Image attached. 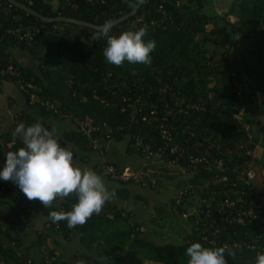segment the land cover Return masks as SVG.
Returning a JSON list of instances; mask_svg holds the SVG:
<instances>
[{
  "label": "trees",
  "instance_id": "obj_1",
  "mask_svg": "<svg viewBox=\"0 0 264 264\" xmlns=\"http://www.w3.org/2000/svg\"><path fill=\"white\" fill-rule=\"evenodd\" d=\"M15 1L44 17L62 16L96 26L129 13L131 4L139 5L132 18L112 27V33L128 31L130 22L142 17L136 30L145 28L144 39L154 40L156 45L150 54L151 64L124 62L115 66L103 57L106 38L93 39L96 30L44 23L0 0V69L13 66L24 82L33 85L40 100L49 102L58 112L32 106L37 116L20 112L17 124L42 123L53 129L45 125L46 120L67 122L57 140L72 150L76 165L92 163L90 169L98 175L121 187L137 188L136 200L155 211L154 224L166 213L187 219L190 228L186 237H175L177 243H167L162 238L164 225L157 226L159 232L153 231L160 240L152 241L146 230H141V222L128 213L124 216L116 203H105L99 214L70 229L65 221L52 223L48 215L71 210L76 203L74 193L57 197L44 207L39 200H28L16 185L0 181V264H47L48 260V264H99L102 260L107 264H187L185 250L194 242L224 247L226 264H254L256 253L264 251V221L246 218L245 224L224 223L212 243L209 238L203 240L201 234L205 215L199 211H205L204 207L195 212L192 206L196 198L209 199L211 194L216 199L226 194L239 196L244 187L207 182L212 174L189 168L187 155L196 149L195 144L202 143L210 146L212 155L222 159L225 166L255 163L257 176L264 180V156L262 151L257 153L264 150V0H105L92 4L86 0ZM212 6L221 13L209 10L205 14L204 10ZM20 24L40 30L35 42L18 44L7 34ZM10 46L26 51L35 64H19L8 52ZM3 81L15 85V80L7 76H0V83ZM235 83L242 87L241 98L235 92ZM23 97L28 105L29 97ZM77 122L96 131L87 136ZM161 127L170 134V141L163 139ZM136 138L141 145H135ZM12 141L13 151L23 146L20 140ZM108 142L120 146L119 157L130 160L136 170L142 166L143 148L148 146L153 152L158 147L166 149L160 167L147 165L157 178L155 184L143 187L132 180L112 179L108 168L118 175L124 168L118 165L115 152L113 160L100 163L107 157ZM173 148L176 151L170 154ZM173 160H177V167L170 165ZM171 181L173 190H167L170 203L153 205L152 194ZM190 183L199 188L175 206L178 191ZM259 184L264 194L262 181ZM115 196L130 199L127 190H118ZM222 212L228 216L227 209ZM39 224L42 229L37 228ZM31 230L34 239L25 245ZM74 240L86 251L66 259L61 256L63 244ZM229 251L236 255L229 257Z\"/></svg>",
  "mask_w": 264,
  "mask_h": 264
},
{
  "label": "clouds",
  "instance_id": "obj_2",
  "mask_svg": "<svg viewBox=\"0 0 264 264\" xmlns=\"http://www.w3.org/2000/svg\"><path fill=\"white\" fill-rule=\"evenodd\" d=\"M112 22L99 25L93 39L106 38L103 57L112 65L124 62L151 64L154 40H145L146 29L123 31L112 35ZM14 135L22 138V147L4 153L5 161L0 167V180L11 181L28 200H39L48 207L55 198L75 194L76 203L69 211H51L52 223L65 221L68 228L83 225L93 215L99 214L103 205L115 196L104 180L94 170L82 169L74 163L70 148L62 146L54 129L42 123L26 126L20 123ZM224 247H205L199 242L191 243L185 250L187 264H226ZM235 251H229L234 257ZM254 264H264V251L256 253Z\"/></svg>",
  "mask_w": 264,
  "mask_h": 264
},
{
  "label": "built area",
  "instance_id": "obj_3",
  "mask_svg": "<svg viewBox=\"0 0 264 264\" xmlns=\"http://www.w3.org/2000/svg\"><path fill=\"white\" fill-rule=\"evenodd\" d=\"M87 3H104L105 0H86ZM142 17L131 21L127 30H136L139 23L142 22ZM7 34L12 37L16 43L30 45L37 39L40 34V30L35 26L30 24L23 25L20 24L16 28L9 29ZM112 35H117V32L111 33ZM105 38V37H103ZM0 76H7L11 80H15V85L20 92L29 97L30 106H41L46 110H52L55 114H58L57 110L47 101H41L40 98L34 92V87L31 83L24 82L20 77V72L13 66H8L5 69H0ZM235 92L238 97L241 98L242 87L235 83ZM187 106L186 108H189ZM243 111V109L241 110ZM181 112V110H179ZM151 115L155 114L154 111L150 112ZM237 119H240V114L236 115ZM153 118V117H152ZM155 118V117H154ZM145 120V117H142ZM80 130L90 136L92 131H96L94 128H84L83 124L77 122ZM163 139L170 141V134L168 131L161 127V132ZM97 143L94 142V146ZM136 146L141 145L139 138H136ZM197 147L192 154L187 155V161L190 162L191 166L189 168L194 171L201 170L210 177H207V182L212 184H229L234 187L236 184L242 185L243 190L239 191V196H230L226 194L225 197L216 199L214 194H211V198H196L195 202L192 203L195 212L200 207H204L205 211H199L205 215V224L202 228L201 234H203V240L210 239L213 243L217 239V235L223 229L224 223H236L245 224L244 219L262 220L264 221V194L255 185L256 178V164L248 163L246 166H225L222 159L215 157L210 152V146H204L202 143L195 144ZM200 147V148H199ZM206 147V148H204ZM201 148H204L201 149ZM142 166L138 170H132L130 168H124L120 175L116 174L114 170L110 167L107 169V174L114 180L127 182L132 180L134 183L141 184L143 187L147 185H154L157 178L153 175L150 168L147 169V165L153 162L161 163L160 158L166 154V149L158 147L156 151H152L148 146L142 149ZM176 148L170 150V154H173ZM249 152V151H247ZM178 160V159H177ZM177 160L170 162V165L177 167ZM149 166V165H148ZM146 168V169H145ZM216 170L217 172H214ZM202 173V172H201ZM221 176H218V174ZM205 186V185H204ZM199 188L196 184L190 183L184 186L182 190L178 191V197L175 206L182 202L183 197L194 192L195 188ZM215 205H213V203ZM248 203V205H247ZM247 205V208H244ZM224 209L228 210V216L224 217ZM213 210V212L211 211ZM230 210V212H229ZM234 212V213H233ZM174 213V212H173ZM185 214L183 215V217ZM50 262V260H48ZM48 262H46L48 264Z\"/></svg>",
  "mask_w": 264,
  "mask_h": 264
},
{
  "label": "crops",
  "instance_id": "obj_4",
  "mask_svg": "<svg viewBox=\"0 0 264 264\" xmlns=\"http://www.w3.org/2000/svg\"><path fill=\"white\" fill-rule=\"evenodd\" d=\"M8 52L11 53L12 58L17 61L19 64L24 65L26 67H32L33 64H35V61L32 60L31 56H29L26 51H23L19 48L16 47H8ZM19 57L24 58V62L20 59ZM20 112H25L30 114L33 117L37 116V110L30 106L29 104L27 105L25 98L23 97V94L17 89V87L10 81H3L0 83V146H1V151H0V167H3L4 161H5V156H4V152L7 151H13L14 149V145H13V141L12 140H20L22 142V138L20 136L14 135V130L16 128V126L18 125L16 123V115ZM39 122H42L41 119H38ZM45 125L46 126H50L54 129V134L56 136V138L58 139L60 137V133L62 132V130L64 128H66L68 126L67 122L63 123V121H57V120H46L45 121ZM6 135V137L4 136ZM11 141V142H10ZM110 143V142H108ZM107 143V144H108ZM121 147L118 146L115 149H120ZM106 151H107V159L109 158V156L111 157L110 154L115 155L111 150V146H107L106 145ZM263 154L264 156V150H262L261 155ZM94 158V156H93ZM96 159L93 161V164L96 162ZM119 160L117 163L118 165L122 166L123 168H131V166L133 167V165H131L130 160H124V156H120ZM136 160V159H135ZM105 160H101L100 163L104 164ZM91 167L92 163L89 164ZM82 166V165H81ZM134 170H136V167H133ZM87 169V168H85ZM90 169V168H88ZM133 170V169H132ZM258 170V169H257ZM257 170H256V178H255V185L259 188V186H261L259 184L260 181H262L263 185H264V180L260 177L257 176ZM263 175L262 177L264 178V172H262ZM102 179L104 180L106 186L108 187V189L110 191H114L115 193H117L118 190H121V192H123L124 190L129 191V197L130 199L128 201H125L123 198V200L116 198V196H114L112 199H110L109 201H107L106 203H116L117 207L120 210H123L124 213L123 215L126 216V214L128 213L130 215V217H133L134 220H140L139 217L137 216L138 214V209L143 208L144 214H146L145 209L147 210L148 207H146V205H144L142 202L137 201L136 200V194L139 192V190L137 188H132L131 186H125L121 187L120 185L107 180L104 176H101ZM2 181V180H1ZM4 182L6 185L8 186H13L14 184L11 181H2ZM122 185V184H121ZM173 186L174 183L171 181L169 184L167 185H163V187L160 189V191L158 192H154L151 196L152 200L155 201L154 203H159L161 204H169L170 202V197L171 195L168 194L167 190L172 191L173 190ZM262 187V186H261ZM138 202V203H137ZM152 205V206H153ZM169 206V205H168ZM147 211H150L151 214L149 215H153L151 217V220L154 218L155 216V211H153L152 209L148 208ZM148 215V214H146ZM141 230L142 231H149L148 233L153 234L152 236H150V238L152 237L153 241H159L160 238H158L155 234L153 230H149L145 229L144 227H142L141 225ZM169 233V231L167 232ZM164 234V235H163ZM162 234V238L168 243L170 242L166 236L165 233Z\"/></svg>",
  "mask_w": 264,
  "mask_h": 264
},
{
  "label": "rangeland",
  "instance_id": "obj_5",
  "mask_svg": "<svg viewBox=\"0 0 264 264\" xmlns=\"http://www.w3.org/2000/svg\"><path fill=\"white\" fill-rule=\"evenodd\" d=\"M226 3V2H225ZM222 8H224L226 5H221ZM209 10L211 11V13H214L213 10H215L218 14L221 13V10H218L217 8L215 7H210V8H206L204 10L205 14H208ZM231 21H234L235 19L234 18H230ZM243 45H244V42H242ZM241 43V44H242ZM235 44H238V43H235ZM22 60L24 62V58L22 57H19V60ZM255 129V128H254ZM4 136V135H3ZM6 137V135L4 136ZM107 146H111V150L115 152V156L116 157H119V151L120 149H115L118 147V145H115L113 142H110L108 144H106ZM262 150L261 149H258L257 150V153L261 152ZM5 153V152H4ZM111 157L109 156V158L107 159H104L105 161H108V160H113L115 157L113 154H110ZM5 156V155H4ZM260 157V155H259ZM258 164V162H257ZM82 165V166H81ZM152 167H160L162 164L161 163H158V162H153L150 164ZM263 165H264V162H263ZM77 166L82 168V169H85V168H90L89 164L87 163H84V164H81V163H77ZM150 168V167H149ZM151 172L153 173L152 169H150ZM264 172V170L262 171ZM1 181V180H0ZM6 182V181H5ZM138 203V202H137ZM150 208V207H149ZM151 209V208H150ZM165 209H168V206H165ZM148 210V208H147ZM145 209V212L146 214H144V211H143V208H140L138 209V214L137 216L139 217V222H141L142 224V227H144V230L145 229H148L149 230H153L155 229L157 232H159V228H161L163 225H164V229H162V232L165 233V236L166 238L170 241V242H174L176 241V238L177 240H180L181 237L185 236L186 237V233H187V230L190 228V223L188 222L187 219H182V218H179L177 216H172V215H168L165 213V215L163 216L164 219H161L159 220L156 224H154V222L151 220V217L153 215H149L151 214L150 211H147ZM159 228H158V227ZM37 228L39 229H42V226L37 225ZM35 229V228H34ZM184 229V230H183ZM32 231V230H31ZM169 231V233H167ZM147 232V235L148 236H152L153 234L151 233H148L149 231H146ZM145 233V232H144ZM177 234V235H176ZM180 234V235H179ZM176 237V238H175ZM179 237V238H178ZM34 239V235H33V231L31 233H29V235L27 236V238L25 239V245H28L30 243V241H33ZM152 239V237H151ZM58 240V239H57ZM153 241V240H152ZM174 243H177V242H174ZM65 246L64 248V251L63 253H61V256L64 255V258L68 259V257H70L73 253H81V252H84L86 251L84 247L81 246V244L77 241V240H74L73 242H70V243H65L63 244ZM59 251H57V255H59ZM43 254H45V257L48 256V252H44L43 251ZM44 257V258H45ZM77 264V263H75ZM99 264H107L106 262H104L103 260L99 262Z\"/></svg>",
  "mask_w": 264,
  "mask_h": 264
},
{
  "label": "water",
  "instance_id": "obj_6",
  "mask_svg": "<svg viewBox=\"0 0 264 264\" xmlns=\"http://www.w3.org/2000/svg\"><path fill=\"white\" fill-rule=\"evenodd\" d=\"M10 6H13L14 8L25 12L28 15H31L37 19H39L41 22L44 23H65V24H72L74 26H79V27H85V28H90L93 30H96L98 26L93 25V24H89L83 21H79L73 18H67V17H62V16H58V17H54V18H50V17H44L40 14H38L37 12L33 11L31 8L15 1V0H5ZM131 11L125 15H123L122 17L112 21V27L118 26L119 24L127 21L128 19L132 18L137 10L139 9V5H135V4H131Z\"/></svg>",
  "mask_w": 264,
  "mask_h": 264
}]
</instances>
